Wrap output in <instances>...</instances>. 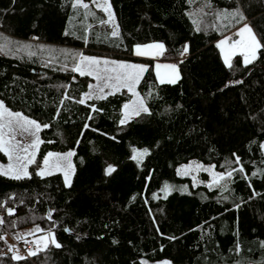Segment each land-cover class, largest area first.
<instances>
[{
    "label": "trees",
    "instance_id": "1",
    "mask_svg": "<svg viewBox=\"0 0 264 264\" xmlns=\"http://www.w3.org/2000/svg\"><path fill=\"white\" fill-rule=\"evenodd\" d=\"M109 2L115 36L75 0H0V101L42 126L36 165L48 151L74 153L70 186L33 167L0 175V264H263L264 0ZM246 21L262 47L229 67L216 41ZM152 41L179 78L159 83L147 61L146 113L120 123L125 89L78 102L92 82L73 71L82 50L138 59L133 46ZM192 160L232 175L194 186L177 174ZM26 227L60 247L14 257L4 235Z\"/></svg>",
    "mask_w": 264,
    "mask_h": 264
},
{
    "label": "snow or ice",
    "instance_id": "2",
    "mask_svg": "<svg viewBox=\"0 0 264 264\" xmlns=\"http://www.w3.org/2000/svg\"><path fill=\"white\" fill-rule=\"evenodd\" d=\"M75 6L83 7L84 9L89 8V4L83 3V0H76ZM97 7L102 8L105 12L108 13L109 21L113 19V14L111 12L110 4H107V0L104 5L99 3L96 4ZM240 15L241 19H243L242 14L236 13ZM248 33V38L244 42L243 47L245 48V63H251L252 60L256 58L257 50L262 47L260 42L256 39V36L252 33V29L245 25L243 29L240 30L239 35H243V33ZM113 35H117L116 32H113ZM221 46L226 43V41H221ZM236 45L234 44L233 47ZM145 50H141V46H137L136 54L137 55H149L150 53L147 49L151 48H162L163 45H148L144 46ZM186 50V49H185ZM225 63L231 67L229 62L230 53L225 51ZM87 62V63H85ZM115 64V62H110L107 60L101 61L94 57H84L82 54L80 55V62L77 64L73 71L79 72L80 75H95L97 81H102L103 83H97L95 86H91L90 88H94L98 92L96 98L104 99L106 96L104 95V89L109 88L115 91H119L121 87L127 88L129 91H133L135 85L139 82L141 74L146 70L143 65H133L127 63H120L116 64L115 67L108 68L109 64ZM101 64L104 67H101ZM159 67V65L157 66ZM165 67H172L175 68L174 65L172 66H165ZM110 73H115L112 75ZM161 83H164V79L160 80ZM170 83H174V80L168 81ZM109 94H114V92H110ZM137 95V100L131 106V114L135 116H139L141 112H147L148 109L144 104L143 98ZM92 98V93H86L85 98L78 101L81 104H84L87 99ZM124 108L128 110L130 105H124ZM129 119V115L126 111L125 118L120 121L121 124L127 123ZM43 127H48V125H44ZM42 126L34 120H31L27 117H24L22 113H14L8 108L5 107L2 101H0V151H3L8 155L10 163L7 168L0 166V175L7 176L12 179H22L27 177L29 173L27 172V167L29 164L35 162V151L34 149H38V146L42 141H40L39 136L37 133L41 131ZM19 131V133L23 136L25 134L35 137L32 142L28 145H23L21 141L16 140V137L13 133ZM136 151V150H134ZM147 154V149L143 151H136V154L132 157L134 160L142 158L144 155ZM74 153L69 152L65 154L63 157L59 156V154L48 153V155L44 158V168H41L38 175H45L50 174L46 173V169L50 167L60 168V160H68ZM56 157V160L50 163V157ZM237 160L239 158L237 157ZM243 170L242 168L240 169ZM115 169L111 166L107 169V174H111ZM232 175L231 172L227 173V176L230 177ZM225 176L223 174L215 175L214 176V183L224 180ZM65 181L70 186V179L68 173L65 172ZM168 190V186H165V191ZM9 214H12V210L9 209ZM2 222V220H0ZM51 238V242L55 244L56 247H60L58 243H56L54 236L49 234ZM46 240L48 237L45 238ZM35 255L36 253H31ZM21 259V257H17ZM168 264V262H165Z\"/></svg>",
    "mask_w": 264,
    "mask_h": 264
},
{
    "label": "rangeland",
    "instance_id": "3",
    "mask_svg": "<svg viewBox=\"0 0 264 264\" xmlns=\"http://www.w3.org/2000/svg\"><path fill=\"white\" fill-rule=\"evenodd\" d=\"M75 2H76V0H75ZM105 2H106V0H91L90 3H87V2H83V3L90 4L93 8V9L89 8L86 10V13L88 15H93V16L95 15L96 16L97 14H101V16L103 18V22L101 24H98V26L101 27L102 29L108 31L111 36H114L113 32L117 33V26H116V22L114 19V15H113V19L111 21H109L108 13L105 12L102 8L96 6L97 3L104 5ZM107 4H110L109 0H107ZM81 8H83V7H81ZM110 8H111V5H110ZM111 12H112V9H111ZM112 14H113V12H112ZM220 42L221 41H219L217 43V45H218V48H221V54H222V57L224 58V53L226 51V47H224V45L221 46ZM156 44L163 45V43L160 41H152V42L139 43V44L134 45L133 49H132V56L135 58H138V59H118V58H113V57H110L107 55L85 52L82 50V52H80L78 55V60L75 64V66L77 64H79L81 54L84 57H94V58H97L101 61L107 60L110 62H115V64L110 63L107 66L108 68L115 67L116 64H120V63H127V64H133V65H143L146 68L147 64H148L147 61H150L152 63V66H153L156 79L159 83H161L160 82L161 79H164V81H165L164 83H170V82H168L170 80H174L176 82L179 78L178 64L175 61L163 59L162 55L164 52V45L162 48L147 49V51L150 53L149 55H137L136 54L137 46H141V50L143 51V50H145L144 46L156 45ZM25 48L26 47H22V49H25ZM49 51L52 52L51 50H49ZM58 53L60 54V56L62 55L61 51H58ZM85 63H87V62H85ZM158 65H159V67H157ZM172 65L175 66L174 69L172 67H165V66H172ZM101 67H104V65L101 64ZM77 73L79 74V72H77ZM110 74L115 75V73H110ZM89 76L92 78V82L90 83L91 86H95V85H97V83H103L102 81L98 82L96 79V76L94 74L89 75ZM140 78H141V76H140ZM90 85H89L87 93H92V97H97L98 92L96 90H94V88H90ZM123 89L127 90L132 95L131 99L124 104V105H126V104L130 105V108L128 110H126L124 108V106L122 108L121 120L125 118V113L127 111L128 115H129V119L127 121H129L135 117V115L131 114V106L137 100L136 94H138L139 97H141V98H142V96L140 95V93L137 90V84L135 85L133 91H129L127 88H124V87L120 88V90H123ZM110 92H115V90L109 89V88L104 89V95L105 96L108 95ZM144 104L146 106L145 101H144ZM12 112L20 113L17 111H12ZM24 117H27V116H24ZM27 118H29V117H27ZM13 134L15 135L16 140L21 141V143L23 145L30 144L32 142V140L35 138V137L29 136L27 134L22 136L19 133V131L15 132ZM37 135H38V133H37ZM38 148H39V146H38ZM34 151H35V161H36L38 149H34ZM1 152L4 154V160L0 159V166L7 168V166L10 163H13V161L9 160L8 155L6 153H4L3 151H1ZM69 152H72V151H67V152L48 151L42 157V160L40 161V163L38 165H36L35 162L32 164H29L27 167V172L30 174L29 170H30V168L33 167L35 169V172L38 174L40 169L44 168L43 161H44V158L48 155V153L59 154V156L63 157L65 154H67ZM71 158H72V156L68 160H60V168L50 167V168L46 169V173H50V174L51 173H60L63 177L64 183L66 185H68V183H66V181H65V172L68 173L69 179L71 180V175H72V171H73ZM49 159H50V163H51L52 161L56 160V157L55 156L50 157ZM139 159H141V158H139ZM177 174L179 176H182V177H189L194 186L199 185V184H205L208 187H213V186L219 185L220 183H222L224 181V180H220V181L214 183V176L222 174V173L215 170L212 165H203L202 163L195 161V160H192L186 164L180 165L177 168ZM45 175H48V174H45ZM203 175H206L207 179H204ZM223 175L225 176V178L227 177V174H223ZM50 233L52 234V236H54V239L56 241V238H55V235L53 232L39 233L33 227L23 228V229L19 230L15 236L5 234L4 238L8 242L9 249L12 252L13 256L17 258V257H23V256H30V255H32L31 253H36L39 250L45 248L47 245L54 244L51 242L52 237L49 236ZM46 237H48L47 240L45 239ZM56 243H57V241H56ZM25 244H30L31 248L24 251L23 246ZM165 262H168V264H172L170 261H167V260H160V261L155 262L154 264H165Z\"/></svg>",
    "mask_w": 264,
    "mask_h": 264
},
{
    "label": "crops",
    "instance_id": "4",
    "mask_svg": "<svg viewBox=\"0 0 264 264\" xmlns=\"http://www.w3.org/2000/svg\"><path fill=\"white\" fill-rule=\"evenodd\" d=\"M245 25L249 26L252 29L249 22L246 21V22L236 26L234 29L230 30L229 32L225 33L220 38H218L216 41V43H218L219 41H226V43H224L223 45H224V47H226V51H228L230 53L229 62L231 61L233 56L240 55L243 62L245 63L244 54H245L246 50L243 47V44L248 38V33L245 32V33H243L242 36L238 34V33H240V30L245 27ZM252 33L256 36L253 29H252ZM256 39L258 40L257 36H256ZM234 44L236 45L235 47H233ZM219 51H220L221 58H222L223 62L225 63V56H224V58L222 57L221 48H219ZM257 53H258V50H257ZM256 56H257V54H256Z\"/></svg>",
    "mask_w": 264,
    "mask_h": 264
},
{
    "label": "built area",
    "instance_id": "5",
    "mask_svg": "<svg viewBox=\"0 0 264 264\" xmlns=\"http://www.w3.org/2000/svg\"><path fill=\"white\" fill-rule=\"evenodd\" d=\"M30 248H31V245H30V244H25V245L23 246L24 251H26V250H28V249H30Z\"/></svg>",
    "mask_w": 264,
    "mask_h": 264
}]
</instances>
